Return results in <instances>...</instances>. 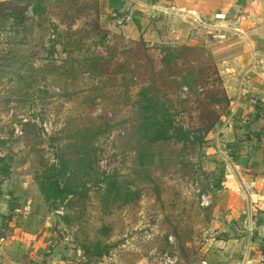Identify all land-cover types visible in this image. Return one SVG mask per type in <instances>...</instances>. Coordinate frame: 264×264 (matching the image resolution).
<instances>
[{
  "label": "rangeland",
  "instance_id": "374dc122",
  "mask_svg": "<svg viewBox=\"0 0 264 264\" xmlns=\"http://www.w3.org/2000/svg\"><path fill=\"white\" fill-rule=\"evenodd\" d=\"M42 5L22 26L0 20V228L30 197L68 264H234L254 252L258 228L223 219L212 161L228 110L210 46L155 38L103 0ZM141 88L201 143L146 144ZM59 161L72 193L44 201L37 178Z\"/></svg>",
  "mask_w": 264,
  "mask_h": 264
},
{
  "label": "crops",
  "instance_id": "0c3cea01",
  "mask_svg": "<svg viewBox=\"0 0 264 264\" xmlns=\"http://www.w3.org/2000/svg\"><path fill=\"white\" fill-rule=\"evenodd\" d=\"M103 2L116 20L133 22L155 38L172 37L188 40L189 45H208L216 54L228 110L220 125L227 136L219 138L218 154L212 161L220 176L223 219L229 228H258L255 240L259 246L242 259L264 264V232H260L264 229V0ZM214 13L224 18L213 19ZM218 30L226 39L210 42L209 33ZM241 133L247 141L239 138ZM29 198L18 205L26 206L19 213L23 216L19 222L6 216V226L11 228L5 232L0 228V264H35L39 259L44 264H68L59 254L49 252L52 234L32 213V207L31 214L27 212ZM13 208L10 212L17 214Z\"/></svg>",
  "mask_w": 264,
  "mask_h": 264
},
{
  "label": "trees",
  "instance_id": "16d2710c",
  "mask_svg": "<svg viewBox=\"0 0 264 264\" xmlns=\"http://www.w3.org/2000/svg\"><path fill=\"white\" fill-rule=\"evenodd\" d=\"M43 2L44 0H30V2L29 0H2L0 1V20H9L11 25L22 26L27 17V9L29 8L31 14L36 15L43 10ZM5 5L9 7L5 8ZM3 9L5 12H2ZM167 55L171 58L172 54ZM137 95L135 103L138 105V114L141 115L140 125L143 128L141 137L146 144L168 140L181 143L192 141L201 143L202 136L174 123L168 116L166 105L164 106V103L157 100L154 95L148 94L146 88H141ZM64 170V164L59 161L50 164L42 171L37 178V188L42 200L49 202L62 200L72 193L68 181L66 178L63 179ZM216 185L213 187H218ZM114 192L118 193L117 189Z\"/></svg>",
  "mask_w": 264,
  "mask_h": 264
},
{
  "label": "built area",
  "instance_id": "2783aa9c",
  "mask_svg": "<svg viewBox=\"0 0 264 264\" xmlns=\"http://www.w3.org/2000/svg\"><path fill=\"white\" fill-rule=\"evenodd\" d=\"M212 17H213V19L222 20L224 18V15L221 13H214ZM209 39L213 42L214 41L219 42V41L225 40L226 36H225L223 31L218 30V31H214V32L209 33ZM24 210H26V206H22L20 208H18V207L13 208V212H15V213H21ZM173 260H174V258L170 259L168 257H166L164 259V261L168 264L172 263ZM200 264H204V263L201 262ZM234 264H250V261L248 259H241L240 261H237Z\"/></svg>",
  "mask_w": 264,
  "mask_h": 264
}]
</instances>
